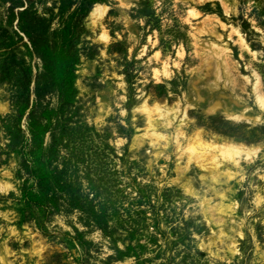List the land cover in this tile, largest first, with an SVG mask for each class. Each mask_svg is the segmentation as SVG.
I'll list each match as a JSON object with an SVG mask.
<instances>
[{"label": "rangeland", "instance_id": "374dc122", "mask_svg": "<svg viewBox=\"0 0 264 264\" xmlns=\"http://www.w3.org/2000/svg\"><path fill=\"white\" fill-rule=\"evenodd\" d=\"M257 92L264 0H0V179L13 184L0 188V264H264V118L222 107L264 116ZM154 102L179 110L160 126L167 147L144 134ZM184 111L188 135L248 147L229 185L194 161L178 171ZM228 186L234 210L211 223L202 201Z\"/></svg>", "mask_w": 264, "mask_h": 264}, {"label": "bare ground", "instance_id": "6f19581e", "mask_svg": "<svg viewBox=\"0 0 264 264\" xmlns=\"http://www.w3.org/2000/svg\"><path fill=\"white\" fill-rule=\"evenodd\" d=\"M105 10H106L105 5L100 4V3L95 4L94 7L92 8L91 12H90V17H91V19H93L92 22L96 23L97 19L99 17L103 16ZM189 11L191 13H194L195 10H189ZM189 15H191V14H189ZM238 35H240V34H238ZM102 36L106 39L108 37L104 33ZM240 42L242 43V40ZM244 44H246V43L244 42ZM221 50L225 51L226 48L221 49ZM216 53L219 54V52H216ZM216 57L219 58L218 55ZM216 57H211V60L216 61V63H217L216 78L222 79L226 76L227 78L225 79L224 83L225 84H227V82L229 84L232 83V80L230 77V72L228 70V66L227 65L222 66L220 61L216 60ZM210 63H212V62H210ZM167 65H168L167 63L164 64L162 72L166 76H170V70H169ZM208 65H209V63H208ZM160 72L161 71L159 69L155 70V74L158 76H159ZM206 78H204V79H206ZM257 83H259V80L257 81ZM258 86H260V85H258ZM256 90H257V88H256ZM257 93H258L257 94V101L260 104V107L264 111V95L260 94L259 92H257ZM198 97H199L198 99H201V100L203 99V96L201 94H199ZM144 103H145V101H144ZM159 104H161V103H159ZM142 106H143L142 109H144V111H145L146 122H147L146 133H144V134L148 135L152 139L154 138L156 140V142L154 139L152 140V142H154V143L160 142L157 140L164 139L163 140L164 141L163 147L164 146L167 147L168 145L171 144L170 143V135L171 134L161 132L160 126L161 125L164 127L171 126L174 123V121L176 119H178V111L179 110L176 111L173 108H163L162 106H160L156 103L154 104V106H148V105L146 106V104H142ZM221 106H222V104H221L220 100L215 101L212 104V107L209 109V113L216 111L218 109V107H221ZM139 107H141V106H139ZM222 107L224 110H227L225 112L226 115L228 117H231L234 119H238V120H245V119L251 120V119H253L255 122H259L264 118L263 115L257 116V117H252L250 114L247 115V114L238 113L237 112L238 110L235 107H231V106H228V107L222 106ZM3 108H4V104H2L0 102V110H2ZM245 111H247V110H245ZM141 113H143V112L141 111ZM186 119H187V113H186V111H184L183 116L181 117L180 123L175 127V130H174V137H173L174 139L173 140H175L174 144H175L176 150H178L180 152V154H181L180 158L181 159L183 157H185L188 160V164H187L188 166L179 164L178 165V171L183 172V171L187 170V168L189 167V163L191 161H194L201 168L207 170L208 175H206V176L207 177L209 176L208 178L210 180H212L215 184L220 183V182H225L229 185V182L233 178H235V176L237 175V173L233 172V170H234V168L237 167V165H239V159H238L239 155H241L243 152H245V154L247 153V155H248L250 153V151L247 149L248 147L246 148L243 145L236 144L233 142H225L222 140H215V139L209 140V139L204 138L202 133L199 131L188 135L184 129V126L186 125ZM143 143H144V140L142 138H140V137L136 138L135 145H141ZM165 149L166 148H162L161 149L162 151H158L155 155L158 157L161 153H165ZM248 157H246V158H248ZM227 160H229L230 162L227 163ZM223 163H225V164H223ZM226 164L231 165L232 167H229ZM6 174H9V173H6ZM202 176L204 178L205 175H202ZM9 177H10V174L6 175L5 179L4 178L0 179V188L2 190L8 191L9 189H11L13 187V184L9 180ZM207 177H205V178L207 179ZM187 186H188V190L191 193L196 194V191L193 188L192 183L190 182L189 179L187 180ZM215 191H216L217 195L221 198V201L219 202L218 205H214V206L211 205V203H210L211 199H203L202 203L204 204V213H205V216L207 217V219L211 223L217 224V223L224 221L223 220L224 215L230 214L233 212L234 206L236 203L234 202V200L232 199V196H231V194L233 192L231 186H228V188L222 192H219L218 190H215ZM0 214H3L5 216L7 215V213L6 214L0 213ZM10 233H17V229L15 227L11 228ZM217 235H218V237H223L225 235V231L221 227H219V229L217 231ZM233 243H234V245L229 247L232 252H234L236 250L235 242H233ZM32 249H33V251H32L33 255L34 254L36 256L41 255L42 247L40 245L39 246L33 245ZM10 252L11 251L8 248V246H5V245L2 246L1 259L3 262L7 263V256L10 254Z\"/></svg>", "mask_w": 264, "mask_h": 264}]
</instances>
